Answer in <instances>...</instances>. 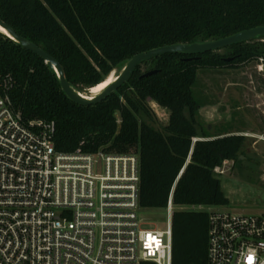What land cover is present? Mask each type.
<instances>
[{"label":"trees","instance_id":"trees-1","mask_svg":"<svg viewBox=\"0 0 264 264\" xmlns=\"http://www.w3.org/2000/svg\"><path fill=\"white\" fill-rule=\"evenodd\" d=\"M0 19L56 58L66 80L85 92L136 53L264 25V0H0ZM261 39L194 54L196 59L166 53L145 60L118 90L81 105L64 94L40 56L0 32V81L11 76L8 94L23 118L54 121L57 151L138 153L141 207L164 208L174 185L172 264H207L208 214L181 207L229 204L214 169L242 160L246 136L230 128L212 135L198 120L193 87L199 69L259 62ZM148 100L168 111L161 129L150 123Z\"/></svg>","mask_w":264,"mask_h":264},{"label":"built area","instance_id":"built-area-1","mask_svg":"<svg viewBox=\"0 0 264 264\" xmlns=\"http://www.w3.org/2000/svg\"><path fill=\"white\" fill-rule=\"evenodd\" d=\"M11 85L0 81V264H172L174 185L161 228L139 204L138 153L57 151L54 121L23 118ZM188 207L208 214L207 264H264V213Z\"/></svg>","mask_w":264,"mask_h":264},{"label":"rangeland","instance_id":"rangeland-1","mask_svg":"<svg viewBox=\"0 0 264 264\" xmlns=\"http://www.w3.org/2000/svg\"><path fill=\"white\" fill-rule=\"evenodd\" d=\"M217 51L222 53L223 48ZM259 65L260 60L238 68L199 69L193 87L200 102L198 120L212 135L227 128L246 134L242 160L228 164L225 173L218 177L229 200L220 208L248 214L264 213V73ZM144 70L142 66L141 71ZM148 105L153 113L150 123L161 129L168 120L167 109L153 100H148ZM144 214L164 227L161 209H145Z\"/></svg>","mask_w":264,"mask_h":264},{"label":"water","instance_id":"water-1","mask_svg":"<svg viewBox=\"0 0 264 264\" xmlns=\"http://www.w3.org/2000/svg\"><path fill=\"white\" fill-rule=\"evenodd\" d=\"M0 26L6 31V36L15 40L23 48L32 51L33 53L40 56L48 66L53 69L58 77L60 87L64 94L73 102L81 105H90L95 102H99L104 99L110 93L118 90V88L126 82L132 75L135 67L145 60H149L159 55L166 53H182L190 55L185 57V60L196 59L198 56L194 54H199L207 51H214L221 49L223 47L235 44L241 41H249L258 37H264V25L256 26L249 29H244L229 36L219 38L212 41L205 42H193V43H176L165 46H160L153 48L144 52H139L131 56L120 72L117 74L116 79L107 86L102 92L93 96L92 98L84 97L79 91H77L65 78L63 68L59 61L52 55L47 53L41 47L31 42L27 38L19 35L12 27L0 19ZM262 64V73H264V56L260 58ZM157 72L156 69L144 72L142 76H148ZM243 156H240L242 158Z\"/></svg>","mask_w":264,"mask_h":264},{"label":"bare ground","instance_id":"bare-ground-1","mask_svg":"<svg viewBox=\"0 0 264 264\" xmlns=\"http://www.w3.org/2000/svg\"><path fill=\"white\" fill-rule=\"evenodd\" d=\"M0 32L3 34H7L6 31L0 26ZM259 70H262V64L258 66ZM117 77V74H113L112 72L107 75L101 82L89 88L88 93L80 92L86 98H92L96 96L102 90H104L107 86H109Z\"/></svg>","mask_w":264,"mask_h":264},{"label":"snow or ice","instance_id":"snow-or-ice-1","mask_svg":"<svg viewBox=\"0 0 264 264\" xmlns=\"http://www.w3.org/2000/svg\"><path fill=\"white\" fill-rule=\"evenodd\" d=\"M249 259L251 260V257H249Z\"/></svg>","mask_w":264,"mask_h":264}]
</instances>
